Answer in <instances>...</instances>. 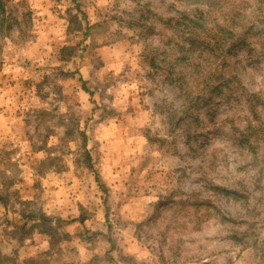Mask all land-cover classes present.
Instances as JSON below:
<instances>
[{
  "label": "rangeland",
  "instance_id": "rangeland-1",
  "mask_svg": "<svg viewBox=\"0 0 264 264\" xmlns=\"http://www.w3.org/2000/svg\"><path fill=\"white\" fill-rule=\"evenodd\" d=\"M3 1L0 264H264V31L226 54L237 90L190 101L154 17L193 5Z\"/></svg>",
  "mask_w": 264,
  "mask_h": 264
},
{
  "label": "trees",
  "instance_id": "trees-1",
  "mask_svg": "<svg viewBox=\"0 0 264 264\" xmlns=\"http://www.w3.org/2000/svg\"><path fill=\"white\" fill-rule=\"evenodd\" d=\"M193 5L189 12L179 11L176 15L164 17L155 13V19L165 29L171 30L173 36H168L165 43L175 47L177 55L167 61L165 66V76L175 87L184 88L190 101L198 99L200 94L191 96L195 88H200L201 93L211 90L220 92L229 87L238 89L239 81L235 78L224 74L223 65L227 66L226 54L231 50H237L243 47L245 50L254 44L253 39L264 31V0H173ZM253 9H250V8ZM72 18L77 15L70 14ZM18 21L17 17L10 18L6 14L5 2L0 0V27L4 28L12 20ZM71 21V20H70ZM71 29V25L68 26ZM74 29V28H72ZM71 29V30H72ZM262 53H264V40L259 41ZM234 52V51H233ZM201 56V57H200ZM201 58L205 62V68L202 67ZM214 58V60L212 59ZM151 64L156 65V60L150 59ZM185 64L192 66L194 71L190 74L189 69L182 71L178 65ZM157 66V65H156ZM232 82L234 85H231ZM212 83H218L211 85ZM249 96L244 99L246 109L254 116L259 118L258 106L264 107V95L259 93L248 92ZM249 125L240 130L239 135L242 142H250L252 139L251 128ZM186 137L190 142L193 131L186 129ZM195 140V139H194ZM196 141V140H195ZM222 190H226L222 188ZM164 204V203H162ZM197 207H212L208 200H198L195 203ZM215 209V208H213ZM198 208H196V212ZM219 211V210H217ZM198 219V218H197ZM40 224L47 226L49 229H42L43 232L54 236L55 228L51 225L52 218L41 215Z\"/></svg>",
  "mask_w": 264,
  "mask_h": 264
}]
</instances>
